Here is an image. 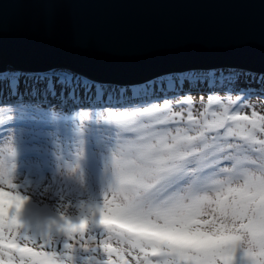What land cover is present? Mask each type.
<instances>
[{
	"label": "snow or ice",
	"instance_id": "obj_1",
	"mask_svg": "<svg viewBox=\"0 0 264 264\" xmlns=\"http://www.w3.org/2000/svg\"><path fill=\"white\" fill-rule=\"evenodd\" d=\"M178 83L10 74L11 97L74 108L27 134L15 120L29 111L0 108V264H264V114L240 111L243 89L210 92L194 113ZM47 171L62 185L59 206L38 209L29 177Z\"/></svg>",
	"mask_w": 264,
	"mask_h": 264
},
{
	"label": "water",
	"instance_id": "obj_2",
	"mask_svg": "<svg viewBox=\"0 0 264 264\" xmlns=\"http://www.w3.org/2000/svg\"><path fill=\"white\" fill-rule=\"evenodd\" d=\"M57 66L119 84L264 74V0H0V71Z\"/></svg>",
	"mask_w": 264,
	"mask_h": 264
},
{
	"label": "rangeland",
	"instance_id": "obj_3",
	"mask_svg": "<svg viewBox=\"0 0 264 264\" xmlns=\"http://www.w3.org/2000/svg\"><path fill=\"white\" fill-rule=\"evenodd\" d=\"M62 68H66L63 66H57L54 67L50 70H60ZM224 69L225 71L228 70L229 68H220ZM237 70L236 72H228V73H222V74H216L213 76L211 79H206L203 78L198 81L194 82L199 85L198 87H193V88H188L183 91H178L179 96H184L185 94H191L194 107L193 111L194 113L202 110V103L207 102V98L210 92H214L215 94L220 95L221 97H224L226 95L225 90L226 89H243L246 90V92L250 93V95H245L244 100L242 101V104H245L247 106L241 107L240 111L243 114H251V111L253 108L259 112L260 114H264V86L263 83H261V78L258 79L256 75L254 74H246L244 73V70H239V69H233ZM197 70H186L183 72H170L167 74H164L163 76H160L163 81H167L173 78H179L180 80H183V83H192V81L184 80V77L186 75H195L199 76L196 74ZM208 71H218L217 68L210 69ZM246 71V70H245ZM5 73V72H2ZM2 73H0L2 75ZM242 74V75H241ZM258 74V73H257ZM260 74V73H259ZM264 76V74H262ZM1 77V76H0ZM160 77H157L160 78ZM237 77H239L237 81ZM249 79V80H256L254 81L255 83H245L242 81L243 78ZM203 81V82H202ZM160 81L158 80L159 83ZM107 84V83H106ZM112 85L107 86L111 88H116L118 84H115L114 82L111 83ZM181 86V83L177 84V88ZM256 88H254V87ZM258 86V87H257ZM180 88V87H179ZM169 95H175V93H169ZM203 97V101L201 98ZM233 99H235V94H233ZM51 104V108L49 105ZM59 102L54 101V100H44L43 98L41 100H27V101H20L17 103H14L13 105L9 104H0V108H20L23 107L27 111H29L32 115L30 117H27L25 119H16L15 120V125L17 128V134H19L20 131H23L25 134H27L30 130H32L35 126V122H46L48 119V115L50 111H55L58 113L60 116H69L71 115V112L74 108L73 105L69 104L65 108L58 107L57 105ZM86 107V105H85ZM175 110H179L178 107L174 105ZM10 114L8 112H4L3 116L7 120L8 116ZM186 115V113H185ZM43 126V125H42ZM8 126L5 125L3 128H7ZM3 128H0V146L3 145V142L8 138L7 134H3ZM48 129L45 128V131ZM30 139L27 135H25V140ZM26 156L22 152L21 156L18 158V164L20 161L25 160ZM19 171V168H18ZM28 176L27 169H25L19 178H23ZM32 181L31 185L28 188V192L30 195L31 202L38 208V209H43V208H53L59 206V201H58V193L60 192V189L62 188V185L58 183L57 180H54L52 177V173L50 171L37 174L33 173L31 177H29ZM65 203H69V198H65ZM71 203H74L72 201ZM68 211L70 214H78V210L71 207V204L68 208Z\"/></svg>",
	"mask_w": 264,
	"mask_h": 264
},
{
	"label": "trees",
	"instance_id": "obj_4",
	"mask_svg": "<svg viewBox=\"0 0 264 264\" xmlns=\"http://www.w3.org/2000/svg\"><path fill=\"white\" fill-rule=\"evenodd\" d=\"M60 70H69V71H71V72H73V73H77V72H75V71H72L71 69H68V68H62V69H60ZM191 70H197L196 72V74H198L199 76H197V77H200L201 79H203V78H206V79H211L213 76H215L216 74H222V73H228V72H236L235 70H231V69H228V70H224V69H218V71H208V70H206V69H191ZM245 71V70H244ZM2 72H5V73H2ZM14 72H21V73H31L32 71H25V70H15V69H12V68H10V67H8L6 70H3V71H0V73H2V75L0 74V78H2V80H4V81H6V82H9V77H10V74L11 73H14ZM249 72V71H248ZM245 73V72H244ZM250 73V72H249ZM5 74H9V75H5ZM77 74H79V73H77ZM251 74H254V75H256V77L258 78V79H260L261 77H264V76H262V74L260 73H255V72H251ZM81 75V74H80ZM81 76H83V75H81ZM163 76V75H162ZM83 77H85V76H83ZM86 78H88V77H86ZM89 80H91V81H95V80H92V79H90V78H88ZM158 80L159 81H161L162 79H161V77L160 78H156V79H153V80H151V81H155V82H158ZM97 82V81H96ZM262 86H264V83H263V85ZM190 87H192V85H188V84H185L184 86H182V87H180V88H178L177 90L178 91H183V90H185V89H188V88H190ZM193 88V87H192Z\"/></svg>",
	"mask_w": 264,
	"mask_h": 264
},
{
	"label": "bare ground",
	"instance_id": "obj_5",
	"mask_svg": "<svg viewBox=\"0 0 264 264\" xmlns=\"http://www.w3.org/2000/svg\"><path fill=\"white\" fill-rule=\"evenodd\" d=\"M246 74H250L248 71H244ZM31 73H34V71L33 72H31ZM150 81V80H149ZM242 81L243 82H245V83H255L254 81H256V80H249V79H246L245 77L242 79ZM144 82H146V81H144ZM101 83H103L104 84V86L105 87H107V86H110V85H112L111 83H113V82H101ZM107 83V84H106ZM115 84H118V83H115ZM141 84H143V82H141V83H128V84H119V85H117V87H124V86H138V85H141ZM183 84V83H182ZM181 84V85H182ZM197 85H199V84H197ZM180 87V86H179ZM178 87V88H179ZM254 87V86H253ZM258 87V86H257ZM177 88V89H178ZM195 88V87H194ZM198 88H200L199 86H198ZM254 88H256V87H254ZM0 90H2V93H0V104H9V105H13L14 103H17V102H20V101H27V100H32V98L31 97H23V96H17V97H15V98H13V97H11L10 95H8V88H7V86L3 83V81H1L0 80ZM19 91L20 92H24V85H23V82L21 81V83H20V86H19ZM39 100H41V99H39ZM54 101H57V102H59L58 100H54Z\"/></svg>",
	"mask_w": 264,
	"mask_h": 264
}]
</instances>
